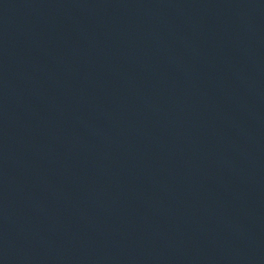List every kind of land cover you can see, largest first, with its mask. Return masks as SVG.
<instances>
[{"label":"water","instance_id":"1","mask_svg":"<svg viewBox=\"0 0 264 264\" xmlns=\"http://www.w3.org/2000/svg\"><path fill=\"white\" fill-rule=\"evenodd\" d=\"M0 264H264V0H0Z\"/></svg>","mask_w":264,"mask_h":264}]
</instances>
